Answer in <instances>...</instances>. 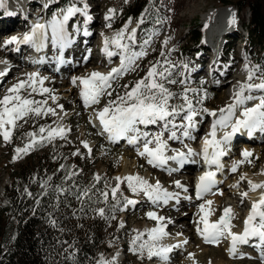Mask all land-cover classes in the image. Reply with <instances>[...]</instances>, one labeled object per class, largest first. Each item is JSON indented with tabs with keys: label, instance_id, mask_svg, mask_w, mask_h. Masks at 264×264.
<instances>
[{
	"label": "rangeland",
	"instance_id": "374dc122",
	"mask_svg": "<svg viewBox=\"0 0 264 264\" xmlns=\"http://www.w3.org/2000/svg\"><path fill=\"white\" fill-rule=\"evenodd\" d=\"M27 1L28 10L32 12L29 13L30 15L28 18L33 16L36 17V20L42 19V16L38 15L40 11H43V4L41 3V0ZM51 1L54 2H52L50 6L46 9L47 18H44L47 22L51 21L54 16H59L62 11L69 6L74 5L76 7L82 8L85 4H87L89 8L88 10H93L92 14L95 15L96 25L94 26L95 31L93 32V34H91L92 39L88 47L93 46L94 43L98 41V35H100L101 33L116 36V33L118 31L121 32V30L125 29V27L127 26V31H125L124 33L127 36V40L128 37L133 34V30H135L134 38L137 37V45L135 46V40H131L130 46H135V52L145 50L147 53L144 57H141L140 59L136 60L132 70H129L127 73H125V75L123 74L112 80L111 87L107 89V92H110L111 95L109 96L105 94L98 104H93L85 110L76 104L71 105L70 102L67 103V106H65L67 107L65 108V113L69 114V118H67L66 122H64V126L66 127L64 138H55L59 143H69L70 146H73L74 144L76 145V147L84 148L88 153V158L84 159V162L86 164H89V167L87 169L94 170L97 176L106 177L107 181H105V184L107 185L116 186V177H122L123 172L125 170V167H123V160L125 156L127 157V148L124 147L125 142L124 144L123 142H117V144H114L106 141L103 135L100 133L101 131L97 130V128L95 127L93 123V118L96 117V113L98 111L102 110L108 104L109 100H116L119 96H124L126 92L130 91L131 88L134 87L139 80L143 79L147 75L148 70L153 65H156L159 62L160 67H158V71L167 68L171 73V75L167 76L166 80H162L160 82L164 83L165 87L174 94V97L169 101V104L172 106H179L183 104L184 101L182 99V96L185 92H187L188 97L192 100L193 106L197 109L207 108L209 110V108L212 109L220 107L225 103V101L223 100L224 97H227L228 91L230 92L231 90L230 87L232 84V80L235 79L238 72H240V69L244 68L245 66H247L250 70H255V73H257L256 77L259 78V81L261 80L259 83L264 82V44H261V46H259L257 45L256 41L249 43L250 41L247 33L245 32V30L241 31V29H243V26H247L249 12L246 8L242 12L237 13L233 4L239 0H197V12L194 13L191 12L190 9L189 11L184 10L182 6H174V3H169L168 0H155L156 4L153 3V6L154 10H158V13L154 16L152 20L157 21L156 24H151V18L143 16V18H140L139 20H130V23L129 20H127L118 28L117 22L122 14L121 8L123 7V5H125V3L131 0H50V2ZM14 5L16 6L17 3L14 2ZM11 6L13 5L11 4ZM226 8H232L231 12L233 14L235 22L229 27H232L231 29H233L235 32H229L228 35L225 37L226 41L224 43V48L222 52L223 59H217V61H219L218 64H220L219 70H224L223 72L228 73L225 78V80L227 81L218 79L220 77L219 76L218 78H215L212 82V78H210V75L207 73V71L206 74L203 73L198 75L194 73V68H196L197 66L195 60L198 56H200L201 52V50H199L198 52H196V50H198L199 45L202 43L200 39L203 37V33H206V21L204 20V17L211 13H217L221 10H225ZM109 9H115V15L111 20H106L105 16L109 13ZM12 10L15 12L14 6L12 7ZM0 11V15L3 16L4 13H2V7H0ZM151 11H153V9H151ZM184 12L188 13L189 16H187L186 19L181 18ZM231 12H229V15H227L230 16ZM9 13L11 14L5 15L3 16V19H0V27L5 26L6 24L11 22L13 26L17 28L18 25L22 22L20 21L22 14H16L15 12L14 15L13 12ZM33 13L37 14H35L34 16ZM79 19L82 21L81 23ZM77 21H79V26H81L85 22L84 16H82L81 18L78 17ZM29 22L30 21L27 20L26 26ZM73 22H75V19L73 20ZM15 28L10 30L17 31L18 29ZM69 28L71 31L70 35H72V38L74 39L76 37L77 27L74 23H71L69 25ZM83 31H81V33L79 32L81 36H83V33H85ZM196 31L199 32L198 38L196 41L193 42L191 32ZM146 40H150V44L145 45L144 42ZM166 41L167 43H165ZM217 42L218 40L215 43ZM2 43L3 41L0 39V52ZM11 46L12 45L7 46V48L4 49V51L6 52L5 56H7V51L11 50ZM87 51L85 52L86 57L89 53V50ZM2 55H0V59L4 60L5 57L4 55ZM85 56L83 58H85ZM21 57L23 61L26 59V56L24 55H21ZM153 57H155V61L154 59H152ZM95 59L97 60L96 56ZM117 59L118 56L116 60ZM7 61L9 62V60ZM97 61L99 65H102L100 64L99 59ZM13 62L14 58H12L11 62L9 63L12 64ZM83 62H86V60L84 59ZM206 64V62H203L204 67H207L205 66ZM229 64L231 68L229 67ZM87 66H89V64H87ZM52 67V65H48V69L46 71L52 73L50 72L53 71ZM90 67L92 66L90 65ZM82 68L83 67H77L74 70L67 71L64 76L59 77V85H65L68 82L70 75L74 72H81L82 70H84ZM108 68L112 69L111 66H108ZM85 70H88V68H85ZM14 73L15 74L9 76V78L2 83L3 85L0 86V98L7 94L8 89L11 88L13 85H15L21 80H27V76L21 78L22 76H24L23 71L17 70ZM29 73L30 72L27 71V74ZM165 75H167V73H165ZM253 78H255V75L253 76ZM253 80L254 81H252L251 83L257 84V80ZM169 81H175V83H169ZM75 87L76 89L79 88L78 85H75ZM252 92L254 96L257 95L256 92ZM29 93H31V95H29ZM21 95L25 98H29L38 102L47 101L46 104H41L40 106L42 107V109H53L55 114L47 113L39 116L35 114H29L24 119L17 121L16 127L18 132L27 136H29V133L37 134V130L39 127H41L43 121L48 122L49 119H51L50 128L55 129L57 125V115L63 110L65 102L60 101L59 104H56L55 102H53L52 99V97H56L55 95H53V93L40 94L39 90L33 92L32 89L29 88L22 90ZM201 100L202 104L198 103V101ZM203 114L204 116L201 119L203 126L201 127L202 129L199 131L197 136L201 135L202 131L205 129V127H207L206 125L208 117L205 112H203ZM184 115L185 113L181 112L176 117L180 120H184ZM35 121L37 122L34 123ZM147 133L152 135L150 131H148ZM196 139L198 141L199 137H195V140ZM121 141H123V139ZM242 142L246 144L248 142V146H251V148H255L256 145L258 147L264 148V139L262 141H259V144L257 142L254 143V141L250 139L246 141H241V143ZM85 143H87L89 147L86 148L84 146ZM7 144L8 142H5L3 137L0 136V197L3 194L2 188L4 186L9 185L10 183V178L7 175V170L5 169L4 164H6L8 160L13 161L14 157H16V154L9 149L10 146H7ZM89 149L91 151H89ZM133 149L131 148L129 152L135 154L137 150ZM43 150H45V148H43ZM236 151L237 154H235V152L231 156L229 155L228 157L223 158V161H230V159H232L233 157H235V159H238L240 157L239 153L241 151L240 145L236 148ZM138 158L141 159V161L138 162L140 167L139 172L140 174L142 173L143 175H145L148 171L147 166L142 162L143 160L141 156H138ZM242 161L245 162V160ZM22 162L23 159L18 161V163ZM262 166H264V151H261L259 156L253 154L250 160H247L243 164V167L239 166L237 168L236 174L230 173L227 170L228 166L225 165V167L222 169V181L217 182L214 189H211V191L206 194L214 195L213 192L218 191V189L223 191V189L225 188L224 184L228 181L233 180L234 178H236L235 181L237 182V188L240 187L239 189H241V187L245 183L242 178V175H244L247 171L250 170L252 171V173H255ZM199 168L200 167H196L195 169H193V171H191L193 175L195 174V171H197ZM190 173L187 171L186 173L185 171H181L180 173H178L177 177L181 175L180 177H178V182L181 183L185 181L186 178L182 177L191 176ZM153 174L155 178L161 176L158 175L161 173H158L157 171L155 173L153 172ZM188 191L190 194V189ZM130 192L131 191L129 190L126 182L120 184L119 193L123 196L124 201L125 199L132 200L133 196H131L132 193ZM224 193L225 194H223V197L219 199L220 202L223 203L228 201L225 199L224 202L226 192ZM205 195L203 197H205ZM139 196H142V193H140ZM146 198L144 197L146 204L136 203L134 205H128L124 203V205L120 207L117 226L120 229L124 230V232L126 233L125 237L127 241L125 244H123L121 241H118L116 244L111 245L109 252L101 254L96 264H102V262L104 261H111L113 259H115V264H121L124 260L128 261V263L130 264H154V262H152L151 259H149L148 256L143 253V251L139 250V245L148 240V237H145L143 234L144 229L147 226L151 227L154 225V221L150 220L147 215V213H149V210L151 209V203H149L148 207V201L146 200ZM234 198H236L235 200L238 199L237 197ZM196 200L197 201H192L190 203L183 204L181 207L179 206V208H171L169 210V214H171V217L173 219L175 218V224L178 223L179 225H169V227L166 226L165 230H167V234L170 231V233L173 235H185L189 231H191V223L193 219H184L185 215H183L182 217L178 214L186 212L190 208H195L196 203L200 199ZM200 201H202V199ZM231 201L232 199L230 200V202ZM241 203V206H239L240 210H237V213L239 214L237 223L238 226L240 225V227L242 226V222L240 220L242 217L241 215L243 214L242 212L244 210V205L246 204L244 200L241 201ZM142 204L147 207H143ZM153 210H155L159 214L163 213L161 207ZM138 233L143 234V236L141 240L137 241L134 245L132 241ZM187 239L191 240L190 238H188V236ZM192 242H194V240H192ZM195 242L199 250L198 254L195 255V260L193 264H264V258H262L263 256L260 257L261 253H256L254 252V250H250L249 248H243L244 251L240 250L238 255L231 256V258L228 259L225 255L226 250L224 246H226V242L223 240V238L220 239L219 244L213 245H206V243L200 242L199 240ZM133 248H136L137 251L134 252L132 250ZM202 249H206V251H204L203 253V251H201ZM179 254H181L179 257L180 259H173L176 264H183V259L185 258L187 260L190 259L187 253L184 254L180 252Z\"/></svg>",
	"mask_w": 264,
	"mask_h": 264
},
{
	"label": "snow or ice",
	"instance_id": "6c2138e0",
	"mask_svg": "<svg viewBox=\"0 0 264 264\" xmlns=\"http://www.w3.org/2000/svg\"><path fill=\"white\" fill-rule=\"evenodd\" d=\"M77 13L83 15L86 22L92 19L88 14L87 4H85L83 8L74 5L69 6L63 10L59 16H54L48 23H35L30 32L24 34L22 38L16 36L11 37L4 42V47L12 44H29L37 51H40L50 39L52 46L59 51L57 57L58 61L63 63V52L72 43L66 25L70 18ZM114 15L115 9H109V13L105 16V19L111 20ZM130 22L129 20V23ZM232 22L234 23L235 21L233 20ZM125 31H127V26L110 42L105 40L104 52L109 58L115 55V53L108 49L109 43L122 51L127 50L128 45L122 43ZM134 33L135 30H133V34L128 37L129 40H134ZM85 34L87 35V31H85ZM144 43L148 45L150 44V40H146ZM165 43H167V41ZM146 54L145 50H141L139 52H131L128 55H122L120 67L112 69L107 74L92 72L86 78L74 77L73 84L75 85L77 79H79L80 84L83 86L80 95L85 107L98 104L105 94L110 96L111 93L107 92V89L111 87V81L127 73L129 70H132L136 60L144 57ZM0 63H6V61H0ZM158 67H160L159 62L153 65L148 70L147 75L139 80L124 96H119L116 100H109L108 104L96 113V117L102 126L103 132L108 134V139L112 142H116L120 139H127L129 144L137 145L143 140L142 150L137 148V154L147 158L148 164L153 167L163 168L168 164L169 160H173L177 162L178 165L182 166L189 157L197 155V153L185 145L187 153L176 151L175 155L168 156L166 155L168 146L163 139V132L150 135L147 132H142L139 126H148L158 122H164V130L170 131L169 139L178 138L176 131H174L177 127L183 128V137L192 138L190 130L195 129V116L197 112H205L213 117H216L217 113L215 111H209L207 108H195L187 92L182 96L184 101L183 104L179 106L170 105L169 101L174 97V94L160 81L166 80L167 76L171 75V73L167 68L158 71ZM246 70L249 73L247 79L251 81L255 75V70L247 68ZM165 73H167V75H165ZM3 75H5V73L0 72V76ZM45 79L46 78L40 77L38 72L29 73L27 74V80L19 81L8 89L7 94L0 98V136L3 137L5 142H10L12 132L17 126V121L24 119L29 114H35L37 116L47 113L55 114L53 109H42L40 106L41 104H46L47 101L38 102L21 95L22 90L26 88H31L33 92L37 91V84L41 86L39 89L40 94L48 93L50 90L42 87ZM169 83H175V81H169ZM254 89L264 90V82L259 84H241L239 90L234 93V102L229 104L226 108L219 109L220 115L213 121L211 130L203 140L202 158L209 168L213 165L217 169L222 168L221 157L226 154V146L230 144L233 137L238 132L246 130L249 136L256 131L264 132V98H260V102L253 107H242V110L239 111V115H237L238 108L245 105L247 101L254 99L251 95L246 96L245 92H251ZM29 95H31V93H29ZM52 99L55 100V97H52ZM198 103L202 104V100L198 101ZM181 112L185 113L183 118L186 123L183 125H176L174 123V118ZM170 117L173 119L170 120ZM169 124H171V129L173 130H169ZM227 129H230V131H227ZM218 130L223 131V135L219 138L217 136ZM45 131H47V136H41L39 141L36 139V133H29L31 138L30 142L23 148H17L15 150L17 156L14 157V160L19 158L21 153L27 154L36 144L43 142L45 139L51 142L56 137H60L61 139L64 138L65 130L63 128H49L46 130L44 127H41L39 129V133L41 134L45 133ZM153 144L155 146L150 147ZM84 146L87 148V143H85ZM89 151L91 150L89 149ZM251 155L252 153L247 150L242 153L245 160ZM237 166L238 164L233 165V172L237 170ZM170 171H174V169ZM215 176L216 173L214 171H206L199 177V182L196 185V195L198 199L203 198L205 193L211 191L216 183ZM99 179V177H96L97 181ZM116 180V186L111 188L113 199L117 198L119 186L124 182L127 183L129 190L132 191L133 194L139 195L143 193L153 203L161 201L167 203L169 200L177 198V194L167 192L161 187L159 182L153 185L139 176L129 175L123 178L116 177ZM249 186L251 191L264 189V183H253L249 181ZM177 187H182V185L177 182ZM184 191H187V189L185 188ZM84 194L87 195V191H85ZM102 195L105 200H107L109 192L105 191ZM242 195L246 197L248 193L245 192ZM125 203L134 205L136 202L125 199ZM206 204L211 205L212 201H206ZM200 211L204 213V215L197 221V232L206 243L218 244L222 237H230L231 247L229 252L233 256L236 254L237 245L246 244L252 238H257L260 244L264 245V194H261L258 201L252 203L250 212L244 222V229L241 233L232 231L234 226L231 221L234 216L231 208H225L223 214L215 222L210 221V211L205 212V205H200ZM99 214L103 216V209L99 210ZM147 215L150 219L158 222V227L151 229L147 234L148 241L154 242L167 235L164 231V227L159 224L164 218L158 217L155 212H149ZM200 224L203 225L202 228L199 227ZM142 236L143 234L138 233L133 238L132 243L135 245L137 241L141 240ZM148 241L141 243L139 245V250L142 251L147 249L149 259L156 256L167 261V254L172 251V247L157 248L155 243H148ZM185 243H187V241H185ZM132 250L134 252L137 251L136 248ZM102 264H115V259L104 261Z\"/></svg>",
	"mask_w": 264,
	"mask_h": 264
},
{
	"label": "bare ground",
	"instance_id": "6f19581e",
	"mask_svg": "<svg viewBox=\"0 0 264 264\" xmlns=\"http://www.w3.org/2000/svg\"><path fill=\"white\" fill-rule=\"evenodd\" d=\"M169 3L173 2L174 6H182L184 10L189 11V9L191 10V12H197L196 10V4L198 3L197 0H168ZM12 2V3H11ZM14 2L17 3V5H14ZM172 3V4H173ZM11 4L15 7V12L16 14H22L23 17L20 18V21H22L21 23L23 24H17L18 27L15 28L13 26V24L10 22L8 24H6L5 26H1L0 27V39L3 41V43L1 44V52L0 55H4V60L0 61H6V63H0V72L5 73V75L0 76V86L3 85L2 83L5 82L9 76L15 74V71H23L24 76H22L21 78H24L25 76H27V71H29L30 73L32 72H38L39 76L42 78H46L44 81V84L42 85L43 88H47L50 91L48 92V94H52L55 95V100H53V102H55L56 104H59L60 101L65 102L64 104V108L61 112H59V114L57 115V125L55 128H63L66 131V127L64 126V122H66V119L69 118V114L65 113V106H67V103H71V105H78L79 107L83 108V109H87L89 107H85L83 99L81 98V88L83 87L80 82L79 79H77V82L75 85H78V89H76L75 85L73 84V78H81V77H88L92 72H100L103 74H107L109 73L112 69L114 68H119L120 64H121V56L122 55H128L131 53V46H130V42L131 40H127V36L124 34V39L122 41V43L128 45V48L126 51H122L121 49L116 48L114 45H112L111 43H109L108 45V49L110 51H112L113 53H115V55H113L111 58H109L105 52H104V47H105V40H108L109 42L116 37L115 35H106V34H100L98 41H96L94 43L93 46L88 47L89 43L91 42V36L85 40L80 34L81 31L85 32L87 31L90 34H93V32L95 31L94 26L95 24V15L92 14L93 10H88V14L92 17V19L90 21H85L81 26H79V21L80 23L82 22L80 19L79 21H77L78 17H82L80 13H77L75 16H73L72 18H70V20L68 21L67 25H66V29L68 31V33L70 34V28L69 25L71 23H74L76 25V37L72 39V43L70 44V46H68L64 52H63V60L65 62V64H63L62 68H58L59 66V61L57 59L58 55H59V51L57 48L53 47L52 44L50 43V39L49 41L46 42L45 47L40 50L37 51L34 47H32L29 44H20V45H15L12 44L11 46V50L7 51V56H5L6 52L4 51L5 48L4 47V42L7 41L8 39H10L13 36L22 38L23 35L25 34V32H28L31 28L32 25L39 22L41 24H46L48 23L44 18H47V14H44V9L43 11H40V13H38V15L42 16V19L40 20H36V17H30L29 20V13L24 16V14L20 11V10H24V7L27 4V0H0V7H2V10L4 13L3 16L5 15H9L11 13L9 12H13L15 15V12L12 10ZM164 4V3H163ZM10 5V6H9ZM171 5V4H170ZM169 5V6H170ZM173 6V5H172ZM173 6V7H174ZM83 8V7H82ZM30 9V7H29ZM89 9V8H88ZM232 8H226L225 10H221L217 13H211L209 15H207L206 17H204V20L206 21V33H203V37L200 39L201 40V44L198 47V50H196V52H198L199 50H201L200 52V56H198L195 60V63L197 64L194 73L195 74H206L207 73L210 75V78H212V82L215 78H218L219 76L222 78H218L220 80H225L226 75L228 74L227 72H223L221 70H219V66L220 64H218L219 61H217V59H223V54H222V42L226 41L225 37L228 35L229 32H235L233 29H231L232 27H229L233 24V14L231 12ZM229 12H231V15H229ZM1 14V11H0ZM34 16L37 13H33ZM228 14V15H227ZM2 15H0V19L4 18ZM188 16V13H183V15L181 16L182 19H186ZM189 17V16H188ZM8 18V17H7ZM6 18V19H7ZM34 18V19H33ZM26 19V20H25ZM75 19V22H73V20ZM27 20L31 21L30 23L27 24ZM97 21V20H96ZM97 23V22H96ZM18 29L16 30H10V29ZM10 30V31H9ZM116 30V29H114ZM237 32V31H236ZM120 33V31H118L116 34ZM128 34V33H127ZM205 35V36H204ZM207 40L211 41L212 43H208ZM218 40L217 43H215ZM82 41H87L86 45L82 43ZM204 42V43H203ZM10 46V45H7ZM47 49L46 52L44 49ZM130 48V49H129ZM13 50H17V53H14ZM89 50L88 56L86 57V62H82L83 57L85 56V52ZM118 50V51H117ZM117 51V52H116ZM135 51V50H134ZM88 52V51H87ZM2 53V54H1ZM2 55V56H3ZM21 55L26 56V60L27 63L25 64V62L23 61V59H21ZM87 55V54H86ZM95 56L97 58V60L99 59L100 64L99 65L98 61L95 59ZM118 56V59L116 60ZM219 56H221L219 58ZM1 57V56H0ZM12 58H14V62L12 64H10L9 62H11ZM9 60V62L7 61ZM96 60V61H95ZM39 61V62H37ZM209 61L211 63V65L209 64ZM30 62H36L35 64H31ZM203 62H206L207 64L204 67L203 66ZM87 64H89V66H87ZM48 65L49 66H53L52 69L53 71H50L52 73L47 72L46 70L48 69ZM90 65L92 67H90ZM87 66V67H86ZM108 66H111V68H108ZM77 67H83L82 69L85 70V68H88V70H82L81 72H74L73 74L70 75V78L68 80V82L63 85L60 86L59 85V77H62L65 75V73L67 71H71L74 70ZM230 67V64H229ZM231 68V67H230ZM249 69L247 66H245L244 68L240 69V72H238L237 76L235 77V79L232 80V84H231V90L230 92L228 91V96L224 97V101L225 103L223 105H221L220 107L217 108H209V111H215L217 113L216 117H213L211 115H209L208 113H206L207 115V127H205V132L204 130L202 131L201 135L197 134L199 133V131L202 129L201 127L203 126L202 124V118L204 116L203 112H197V115L195 116V129L194 130H190L191 135L194 137H199L198 141L197 139L193 142L192 138H185L184 141L186 142V144H189V142H191V146L190 148L197 153V155L192 156L193 158H191L193 161H189L188 160L181 166L180 165V169L178 170L176 168L177 162L173 161V160H169L168 164L165 165L163 168L161 167H153L152 165L148 164L147 162V158L142 157V162L147 166V173L145 175H143L142 173L140 174L139 172V164L138 162L141 161L140 158H138V154L137 152L135 154L130 153L129 151L131 150V148L134 149L133 150H137V148H140L142 150L143 147V140H141L137 145H132L129 144L127 139H123V141H121L122 139L116 141V142H112L108 139V134L103 132L102 126L100 125V122L98 119L93 118V123L95 125V127L97 128V130H100L101 134L103 135L104 139L110 143H114L117 144L125 142L124 147L127 148V157L125 156L123 162H124V166L125 170L123 172V175L121 178L132 175V176H139L142 177L143 179L147 180L150 184L155 185L157 182H159V184L161 185V187L166 190L169 193H174L177 194V198L176 199H171L169 200L167 203H164L163 201L158 202V203H153L151 200H149L148 198H146V196L142 193V196L133 194V192L131 191L130 193L131 196H133L132 200L133 201H137L136 203H145V199L148 201L147 205L149 207V203H151L150 205V210L149 212H155L156 215L158 217H163L164 219L162 221L159 222L160 225H162L164 227V231L167 233V230H165V227L169 225H179L178 223H176V221L171 217V214H169V210L172 208H179V206L181 207L183 204H187L190 203L192 201H197V195H196V185L199 182V177L201 175H203L206 171H214L216 173L215 176V180L217 182L222 181L223 178V173H222V169L225 167V165H227V170L230 173H235L236 171L233 172L232 171V167L234 164H238L237 168L239 166L243 167V164L247 161L250 160L251 156L253 154L259 156L261 151H264V148L262 147H258L257 145L255 146V148H251V146H248V142L246 143H241V141H246L248 139L257 142L258 144L260 143L259 141H262L264 139V132L261 131H256L254 132L251 136L248 135L246 130H242L240 132H238L232 139V141L230 142L229 145L226 146V154L221 157V165L222 168L217 169L214 165L209 168V166L207 164H205L203 158H202V146H203V140L204 137L207 136V134L209 133V131L211 130V125L213 123V121L215 119L218 118V116L220 115L219 113V109L221 108H226L229 104H232L234 102V93L236 91L239 90L240 85L241 84H245V83H251L252 81H254L253 79L257 80V84H259V78L256 77L257 73H255V78H253L251 81H248L247 77H248V71L246 70ZM125 75V74H124ZM263 81V80H262ZM112 82V81H111ZM256 84V83H254ZM59 85V86H58ZM40 85L37 84L36 88L37 90L40 89ZM31 89V88H29ZM76 89V90H75ZM256 92L257 95H253V92ZM251 92L246 91L245 95H251L252 93V97H254V99L249 100L246 102L245 105L241 106L240 108L237 109V115H239V111L242 110V107H253L256 104H258L260 102V98H263V94H264V90H259V89H254ZM62 94V95H61ZM67 94V95H66ZM259 94V95H258ZM225 96V95H224ZM223 97V96H221ZM222 101V100H221ZM171 118V117H170ZM211 118V119H209ZM186 121L183 123L185 124ZM181 123H177L176 125H179ZM182 124V125H183ZM140 130L142 132H148L150 131V133H152V135L158 134L163 132L164 130V122H158L156 124H151L148 126H144V125H140ZM169 130H173L171 129V124H169ZM174 131H176V135L180 134V136H178L177 139H170V141L167 143L168 147L166 150V155L168 156H172L175 155L176 151H183L185 153H187V148H182L181 146V139L182 137V133L183 132V128L177 127L176 129H174ZM227 131H230V129H227ZM167 132V131H165ZM169 132V131H168ZM151 135V134H150ZM223 135V131L218 130L217 132V136L218 138L221 137ZM165 141L166 137L164 136L163 138ZM172 141H178L179 143H172ZM122 144V145H123ZM180 144V145H179ZM239 145L241 146V151H240V157L238 159H235V157H233L232 159H230V161H223V158L228 157L229 155L231 156L233 153L237 154L236 148L239 147ZM155 145H151L150 147H154ZM89 147V145H88ZM170 148V149H169ZM129 149V150H128ZM175 150V151H174ZM247 150L248 152H251L252 155L245 160L244 157L242 156V153ZM130 153V154H129ZM234 154V155H235ZM231 158V157H230ZM190 160V157H189ZM242 160H245V162H243ZM229 162V164H228ZM239 162V163H238ZM197 166H199L200 168L195 171L196 174L193 175V173L191 171H193V169H195ZM158 169V170H157ZM160 169H167L165 170V172H159ZM174 169V171H170ZM158 172L161 174L160 177L155 178L153 172ZM179 171H186L187 172H191L190 175L191 176H183L182 178H186L185 181L179 183L180 185H182V187H177V182H178V176L177 177V173ZM222 173V174H221ZM153 174V175H151ZM226 175V174H224ZM177 177V178H175ZM242 178L244 180V185L241 187V189L237 188V182L235 181L236 178H234L231 181H228L224 184L225 188L222 190L218 191H214L213 194L214 195H205V197L201 198L202 201H198L196 203V207L195 208H190L189 210H187L186 212L183 213H179L178 215H181L184 219H188V220H192V226H191V231H189L187 234H183V235H173L170 233L163 236L161 239L157 240V241H148V243H155L157 248L160 247H172V251L169 252L167 254L168 259L167 261L162 260L160 257H156L153 256L151 258V261L154 262V264H176L175 261H173V259H180V252L184 253L188 255V257L190 258L189 260H187L186 258L183 259V264H193L194 260H195V255L198 254V247L196 246V242L197 240H199L200 242L206 243L204 241V239L202 238V236L200 234H198L197 232V221L200 219V217L202 215H204V213H202L200 211V205H205V212H209L210 211V221L211 222H215L217 221L220 216L223 214L224 209L225 208H231L232 212H233V216L234 218L232 219L231 223L234 226L232 228L233 232L236 233H241L244 229V222L250 212L252 203L255 201H258L259 197L261 196V194H264V189H258L256 191H251L250 190V186H249V181H252L253 183H264V166H262L261 168L258 169L257 172L252 173V171H247L244 175H242ZM167 182V183H166ZM184 185H183V184ZM127 184V183H126ZM189 187V188H186ZM187 189V191H184V189ZM190 189V194H189V190ZM212 189H214V187H212ZM217 190V189H216ZM224 192H226V196L224 197V202L225 199L228 200L227 202L223 203L220 202V198L223 197V194H225ZM247 192L248 195L246 197H244L242 194ZM232 196V197H230ZM237 197L238 199L235 200ZM189 197V198H187ZM232 199V201L230 202V200ZM212 201L211 205H207L206 201ZM244 200V202L246 203L244 205V210H243V214L241 215V222H242V226L240 227V225L238 226L237 223V219L239 218V214L237 213V210L239 209V206H241V201ZM135 203V204H136ZM146 204V203H145ZM235 204V205H234ZM143 207H147L144 204H142ZM195 206V205H194ZM162 208L163 213L159 214L157 213L155 210L153 209H158V208ZM150 219V218H149ZM152 221H154V225L149 227L147 226L144 229V236L148 237V233L151 229L158 227V222L156 220L150 219ZM189 225V224H188ZM199 227H203L202 224L199 225ZM187 228V227H186ZM171 234V235H169ZM190 238L191 240L187 239ZM223 240L226 242V246H224L225 248V255L226 257L229 259L231 258V256H233L232 254H230L229 249L231 247V239L230 237H222ZM192 240H194V242H192ZM256 240V239H255ZM185 241H187V243H185ZM199 242V243H200ZM220 243V242H219ZM218 243V244H219ZM253 243V244H252ZM207 244H211L213 245V243H206ZM252 244V246H251ZM243 248H249L250 250L252 249H256L257 251H260V257L263 256L262 258H264V245H261L259 240L257 239V241H254L253 239H250L248 241V243L246 244H240L237 245V251L235 255L239 254V251L242 250L244 251ZM174 250V251H173ZM144 254L147 255V249L142 250ZM201 251H206V249H202ZM175 253V254H173ZM148 256V255H147ZM155 258V259H154ZM154 259V260H152ZM100 262V260H99Z\"/></svg>",
	"mask_w": 264,
	"mask_h": 264
},
{
	"label": "trees",
	"instance_id": "16d2710c",
	"mask_svg": "<svg viewBox=\"0 0 264 264\" xmlns=\"http://www.w3.org/2000/svg\"><path fill=\"white\" fill-rule=\"evenodd\" d=\"M52 2L48 0V5ZM155 2L125 3L117 27L143 16L156 24L152 20L158 13ZM233 6L237 13L248 9L245 28L249 43L264 44V0H239ZM198 34L191 32L193 42ZM152 59L155 61V57ZM50 120L43 121L41 127L49 129ZM41 127L37 130L38 141L47 136V131L39 133ZM30 140L15 127L7 146L17 156L15 150ZM86 158L88 153L82 147L45 139L27 154L21 153L19 158L4 164L10 183L2 188L0 197V264H96L111 245L126 243V233L117 226L124 198L118 192L113 199L114 186L105 184L106 177L88 170ZM96 177L100 179L97 181ZM105 191L109 192L107 200L102 195ZM121 264L130 263L124 260Z\"/></svg>",
	"mask_w": 264,
	"mask_h": 264
}]
</instances>
